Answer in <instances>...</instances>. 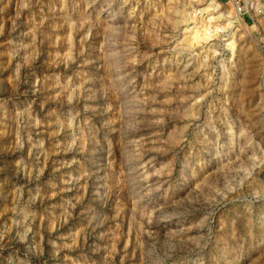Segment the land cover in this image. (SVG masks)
I'll return each instance as SVG.
<instances>
[{"label": "rangeland", "instance_id": "rangeland-1", "mask_svg": "<svg viewBox=\"0 0 264 264\" xmlns=\"http://www.w3.org/2000/svg\"><path fill=\"white\" fill-rule=\"evenodd\" d=\"M208 1L0 0V264H264V12Z\"/></svg>", "mask_w": 264, "mask_h": 264}, {"label": "built area", "instance_id": "built-area-1", "mask_svg": "<svg viewBox=\"0 0 264 264\" xmlns=\"http://www.w3.org/2000/svg\"><path fill=\"white\" fill-rule=\"evenodd\" d=\"M217 9H221V3L219 0ZM234 6V16L241 17L242 14H247L252 18V15L263 13L264 12V0H231ZM194 11L200 12L199 8H193ZM262 74L264 77V55L262 59Z\"/></svg>", "mask_w": 264, "mask_h": 264}, {"label": "bare ground", "instance_id": "bare-ground-1", "mask_svg": "<svg viewBox=\"0 0 264 264\" xmlns=\"http://www.w3.org/2000/svg\"><path fill=\"white\" fill-rule=\"evenodd\" d=\"M212 1H213V0H211V1H208L206 5H204V6L200 7V8H199V10H200V13L204 12V11H203V8H204V7H206V6H207L209 3H211ZM213 2H216V3H217V5H218V2H217L216 0H214ZM215 11H216V10H215ZM221 12L223 13V11H221ZM205 13L208 15V17L210 16V15H209V13H207V12H205ZM214 13H215V12H214ZM218 14H219V13H217V14H215V15H218ZM236 18H237V20H238V21H240V20H241V19H240L239 17H237V16H236ZM219 28H220V27H219ZM220 29L222 30V28H220ZM222 31H223V30H222Z\"/></svg>", "mask_w": 264, "mask_h": 264}]
</instances>
